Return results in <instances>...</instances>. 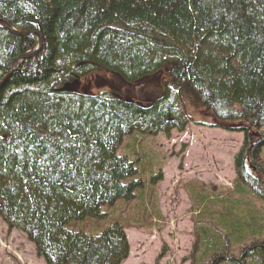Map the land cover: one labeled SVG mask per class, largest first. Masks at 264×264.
<instances>
[{
    "label": "trees",
    "instance_id": "1",
    "mask_svg": "<svg viewBox=\"0 0 264 264\" xmlns=\"http://www.w3.org/2000/svg\"><path fill=\"white\" fill-rule=\"evenodd\" d=\"M0 21V217L45 264L127 259L124 226L101 228L144 185L119 148L184 131L189 111L244 135L236 193L264 198V0H0ZM225 201L192 264H234L229 244L247 239L236 264H264L250 203Z\"/></svg>",
    "mask_w": 264,
    "mask_h": 264
},
{
    "label": "rangeland",
    "instance_id": "2",
    "mask_svg": "<svg viewBox=\"0 0 264 264\" xmlns=\"http://www.w3.org/2000/svg\"><path fill=\"white\" fill-rule=\"evenodd\" d=\"M162 83L158 78L153 87ZM195 113L189 111L190 121L182 132L173 130L169 136L136 132L123 139L118 153L136 164L144 185L134 200L118 201L104 209L107 215L102 229L115 220L126 229L129 254L121 264L198 262L202 253L198 229L208 227L202 216L209 215L210 205L216 209L220 199L250 203L254 221L264 229V198L236 193L234 158L242 148L244 135L212 127ZM157 174L162 178L152 184L149 179ZM246 205H241L244 209L239 214L247 212ZM85 224L97 234L93 221L79 227ZM8 229L0 218V264H44L23 233ZM251 242L230 243L229 262L236 264L241 258L240 246Z\"/></svg>",
    "mask_w": 264,
    "mask_h": 264
},
{
    "label": "water",
    "instance_id": "3",
    "mask_svg": "<svg viewBox=\"0 0 264 264\" xmlns=\"http://www.w3.org/2000/svg\"><path fill=\"white\" fill-rule=\"evenodd\" d=\"M0 23L6 25V26L9 28V30L11 29V28L9 27V25H7L5 22L0 21ZM14 33H15V34H18V35H20V36H25V35H29V34H34V35H36V37H37V39H38V41H39V49L37 50V52L40 51L43 42H42V38H41L38 34H36V33H31V32H29V31H28V32H24V33H21V32H15V31H14ZM34 55H35V54H34ZM34 55H30V56H34ZM25 58H26V57H23L22 59H25ZM16 62H17V61H16ZM16 62L13 63V68H14V66L16 65ZM70 88H71V86H70L69 84H67L64 90H65V91H69Z\"/></svg>",
    "mask_w": 264,
    "mask_h": 264
}]
</instances>
